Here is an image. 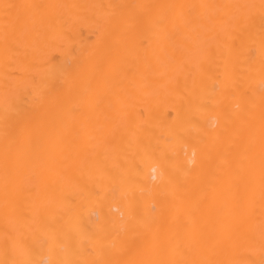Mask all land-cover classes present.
<instances>
[{
	"label": "bare ground",
	"instance_id": "6f19581e",
	"mask_svg": "<svg viewBox=\"0 0 264 264\" xmlns=\"http://www.w3.org/2000/svg\"><path fill=\"white\" fill-rule=\"evenodd\" d=\"M0 264H264V0H0Z\"/></svg>",
	"mask_w": 264,
	"mask_h": 264
}]
</instances>
